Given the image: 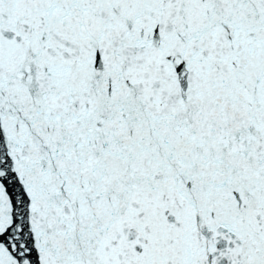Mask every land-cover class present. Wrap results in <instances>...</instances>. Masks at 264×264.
<instances>
[{"label": "snow or ice", "instance_id": "6c2138e0", "mask_svg": "<svg viewBox=\"0 0 264 264\" xmlns=\"http://www.w3.org/2000/svg\"><path fill=\"white\" fill-rule=\"evenodd\" d=\"M0 264H264V0H0Z\"/></svg>", "mask_w": 264, "mask_h": 264}]
</instances>
